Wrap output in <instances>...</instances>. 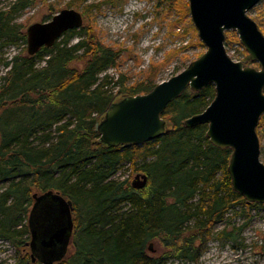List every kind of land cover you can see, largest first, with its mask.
Segmentation results:
<instances>
[{
  "label": "trees",
  "instance_id": "1",
  "mask_svg": "<svg viewBox=\"0 0 264 264\" xmlns=\"http://www.w3.org/2000/svg\"><path fill=\"white\" fill-rule=\"evenodd\" d=\"M155 1V18L166 21L171 33L181 24L196 33L187 0ZM29 4L14 0L7 11L0 10V48L26 44V33L11 18ZM79 33L69 30L31 56L23 51L0 58L6 69L0 77V240L14 249L12 264H31L20 252L28 241L32 195L49 190L73 206L70 246L57 264H196L211 228L238 208L247 212L244 223L217 234L236 243L256 204L231 188V151L210 144L206 125H183L209 105L213 86L187 89L171 102L162 114L168 131L161 138L130 148L108 147L95 124L110 104L150 92L156 66L131 85L123 75L116 81L102 76L117 66L120 51L105 46L83 24ZM225 43L239 44L235 32L225 33ZM261 126L264 115L257 129ZM125 164L147 176L145 188L135 190L127 178L116 177Z\"/></svg>",
  "mask_w": 264,
  "mask_h": 264
},
{
  "label": "water",
  "instance_id": "2",
  "mask_svg": "<svg viewBox=\"0 0 264 264\" xmlns=\"http://www.w3.org/2000/svg\"><path fill=\"white\" fill-rule=\"evenodd\" d=\"M261 1L187 0L189 18L204 53L150 92L110 104L95 124L100 142L108 147L130 148L161 138L168 131L162 118L166 107L187 89L199 92L212 85V101L203 111L185 119L183 125H206L210 144L231 151L227 173L232 190L248 204H264V164L259 158L256 133L264 115V34L248 15ZM82 24L79 12L64 9L49 21L30 25L26 29L27 54L53 46L63 33L80 29ZM227 31L235 32L257 68L230 58L224 46ZM147 181L144 173H138L130 185L141 190ZM32 200L27 216L30 259L40 264L58 263L70 246L72 203L52 190L33 194Z\"/></svg>",
  "mask_w": 264,
  "mask_h": 264
},
{
  "label": "rangeland",
  "instance_id": "3",
  "mask_svg": "<svg viewBox=\"0 0 264 264\" xmlns=\"http://www.w3.org/2000/svg\"><path fill=\"white\" fill-rule=\"evenodd\" d=\"M13 1L1 0L0 10L7 11ZM27 1L30 3L28 7L21 9L11 18L21 32L26 33V29L34 23L49 21L61 10L73 9L79 12L85 28H92L105 46L120 51L117 66L108 69L102 76L107 74L116 81L123 75L126 85L138 82L152 65L156 66L154 71H151L155 75V84L167 81L205 51L197 34L185 29L183 24L178 25L171 33L166 21L160 22L158 17L155 18V0ZM248 15L257 21L258 28L260 26L264 30V0L254 6ZM174 18L170 16L168 19L172 21ZM75 32L81 35L80 29ZM76 41L77 39H73L72 44ZM224 46L232 60L244 63V49L241 45L224 42ZM178 48L184 49L173 55L172 52ZM23 51L27 52L26 44L21 42L6 44L0 48V58L9 60L13 55ZM247 65L257 68L251 61ZM5 72L6 69L0 65V77ZM256 133L259 139V158L264 163V126L258 127ZM136 174L125 164L116 177L127 178L131 183ZM2 186L0 185V188ZM47 204L53 208L49 202ZM246 215L245 210L235 208L225 219L215 224L211 228L210 236L205 238L202 253L196 264H264V207L260 204L249 210L250 221L236 243L225 241L217 235L222 230L229 231L232 227L243 224ZM155 250L156 247L153 248V253ZM15 258L16 253L10 244L0 240V264H12ZM166 264L192 263L169 261Z\"/></svg>",
  "mask_w": 264,
  "mask_h": 264
},
{
  "label": "flooded vegetation",
  "instance_id": "4",
  "mask_svg": "<svg viewBox=\"0 0 264 264\" xmlns=\"http://www.w3.org/2000/svg\"><path fill=\"white\" fill-rule=\"evenodd\" d=\"M28 221L26 220V226H27V232H28V241L25 243V245H24V249L22 250V252H20V254H22L23 252H26L27 253V255L29 256V261H30V263L31 264H40L37 260H35L34 262L33 261H31V259H30V246H29V242H30V231H29V228H28ZM23 256V255H22ZM21 256V257H22ZM55 264H57V263H55Z\"/></svg>",
  "mask_w": 264,
  "mask_h": 264
}]
</instances>
